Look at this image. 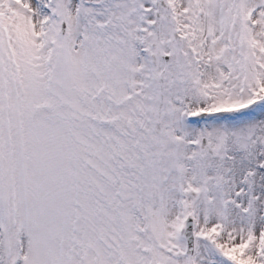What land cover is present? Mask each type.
Segmentation results:
<instances>
[{
    "label": "snow or ice",
    "instance_id": "6c2138e0",
    "mask_svg": "<svg viewBox=\"0 0 264 264\" xmlns=\"http://www.w3.org/2000/svg\"><path fill=\"white\" fill-rule=\"evenodd\" d=\"M0 264H264V0H0Z\"/></svg>",
    "mask_w": 264,
    "mask_h": 264
}]
</instances>
